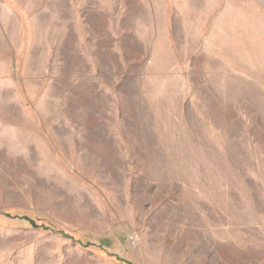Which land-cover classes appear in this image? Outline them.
Here are the masks:
<instances>
[{"label":"rangeland","instance_id":"obj_1","mask_svg":"<svg viewBox=\"0 0 264 264\" xmlns=\"http://www.w3.org/2000/svg\"><path fill=\"white\" fill-rule=\"evenodd\" d=\"M0 264H264V0H0Z\"/></svg>","mask_w":264,"mask_h":264}]
</instances>
